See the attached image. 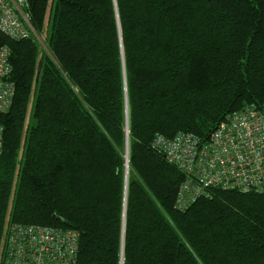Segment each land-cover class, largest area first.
<instances>
[{
    "label": "trees",
    "instance_id": "16d2710c",
    "mask_svg": "<svg viewBox=\"0 0 264 264\" xmlns=\"http://www.w3.org/2000/svg\"><path fill=\"white\" fill-rule=\"evenodd\" d=\"M27 2L43 46L0 35L14 84L0 260L19 224L76 231V264H264V194L217 189L179 211L185 176L151 147L156 134L206 141L264 103V0Z\"/></svg>",
    "mask_w": 264,
    "mask_h": 264
},
{
    "label": "built area",
    "instance_id": "2783aa9c",
    "mask_svg": "<svg viewBox=\"0 0 264 264\" xmlns=\"http://www.w3.org/2000/svg\"><path fill=\"white\" fill-rule=\"evenodd\" d=\"M27 0H0V35L9 40L34 38ZM10 49L0 45V116L14 96ZM165 161L180 170L175 208L186 211L212 190L264 194V103L249 104L219 123L210 137L180 132L156 134L151 144ZM3 126L0 122V158ZM78 233L40 225L8 224L0 264H76Z\"/></svg>",
    "mask_w": 264,
    "mask_h": 264
},
{
    "label": "rangeland",
    "instance_id": "374dc122",
    "mask_svg": "<svg viewBox=\"0 0 264 264\" xmlns=\"http://www.w3.org/2000/svg\"><path fill=\"white\" fill-rule=\"evenodd\" d=\"M34 103H35V92L33 89L32 94H31L30 99H29L28 108H27L26 126L27 125H30V126L34 125V118H33ZM125 205H126V198H124V203H123V207H124L123 215L125 214ZM123 231H124V228H123Z\"/></svg>",
    "mask_w": 264,
    "mask_h": 264
},
{
    "label": "water",
    "instance_id": "95a60500",
    "mask_svg": "<svg viewBox=\"0 0 264 264\" xmlns=\"http://www.w3.org/2000/svg\"><path fill=\"white\" fill-rule=\"evenodd\" d=\"M41 68H42V61H39L38 65H37V71H36V78L38 79V76L41 72ZM126 117H127V113H126ZM127 155H128V145L126 143V147H125V159L127 162ZM125 182H127V169L125 171Z\"/></svg>",
    "mask_w": 264,
    "mask_h": 264
},
{
    "label": "bare ground",
    "instance_id": "6f19581e",
    "mask_svg": "<svg viewBox=\"0 0 264 264\" xmlns=\"http://www.w3.org/2000/svg\"><path fill=\"white\" fill-rule=\"evenodd\" d=\"M4 115V114H3ZM3 245H4V243H3Z\"/></svg>",
    "mask_w": 264,
    "mask_h": 264
}]
</instances>
